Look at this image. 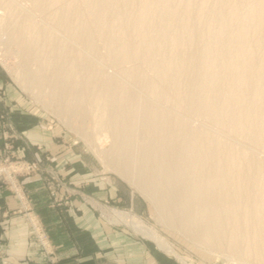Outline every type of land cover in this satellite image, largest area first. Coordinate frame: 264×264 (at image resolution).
Masks as SVG:
<instances>
[{"label": "bare ground", "instance_id": "6f19581e", "mask_svg": "<svg viewBox=\"0 0 264 264\" xmlns=\"http://www.w3.org/2000/svg\"><path fill=\"white\" fill-rule=\"evenodd\" d=\"M30 1L50 8L49 24L0 0V44L19 46L23 87L89 121L98 158L166 226L227 264L264 261V158L248 147L264 150V0ZM107 212L180 258L135 217Z\"/></svg>", "mask_w": 264, "mask_h": 264}, {"label": "rangeland", "instance_id": "374dc122", "mask_svg": "<svg viewBox=\"0 0 264 264\" xmlns=\"http://www.w3.org/2000/svg\"><path fill=\"white\" fill-rule=\"evenodd\" d=\"M16 1L31 11L35 20L49 24L50 8L46 11H34L32 4H29L31 3L30 0H24L25 2L23 0ZM50 25L54 28L53 24ZM14 46L19 47L16 44ZM14 46L6 48L0 44V84L2 85L0 87V129L2 135L0 181L9 184L21 201H24L26 193L19 179L35 174L40 175L52 207L65 210L74 202L86 203L94 209L96 217L100 218L106 225L109 224V226L120 233L129 232L134 238L142 239L150 250L157 252L159 255H164L166 264H227L221 257L223 255L222 252L217 253L205 249L192 238L162 223L157 217V208L153 202L137 187L133 186L131 182L108 168L104 161L98 158L95 151V135L89 121L85 122L86 124L79 123L71 116L66 115L67 117H65L64 113L59 115L53 108L47 106L44 101L47 99L45 96L39 95L35 97L31 91L23 87V83L29 86V82L23 79L22 83L20 75L17 73L20 68V66H17L20 59L15 55L18 48ZM35 66L36 64H32L30 69H35ZM20 72H22V69ZM20 74L23 76L22 73ZM31 86H34V90L37 93L38 91L40 92V85L33 84ZM51 103L54 105L58 104ZM17 106H26L33 112L32 115L36 118L38 127L43 128L49 134L52 144L60 146L63 152L68 153V163L74 166V170L71 167L72 170L70 171V175L73 178L71 176H63L60 173L53 153H50L44 144H31L16 129L12 120V113L14 112L12 107ZM56 108L61 111L59 106ZM191 120L195 125L225 133V131L217 129L216 124L202 118L191 117ZM223 136L234 141L238 140H235L234 136L227 132ZM239 140L238 142H241ZM19 143V150L22 151V154L19 153V150H16L19 147ZM241 144L247 143L241 142ZM248 147L253 148L252 150L258 157L264 158V150L252 147V145ZM78 162L84 163L88 169L86 173L79 176L81 179H86L84 181L76 179L78 174H76L77 168L75 165ZM109 210H118L133 216L148 228L156 231L164 237L180 258L161 248L153 238L151 239V237L134 230L126 221L114 219L111 216L112 212H107ZM31 213V211H28L27 216L37 242L50 261H53L57 252L56 246L37 215ZM239 259L244 264H264V261L246 260L241 257Z\"/></svg>", "mask_w": 264, "mask_h": 264}, {"label": "crops", "instance_id": "0c3cea01", "mask_svg": "<svg viewBox=\"0 0 264 264\" xmlns=\"http://www.w3.org/2000/svg\"><path fill=\"white\" fill-rule=\"evenodd\" d=\"M12 109L16 129L31 144H44L53 153L60 173L71 176L74 166L68 163V153L52 144L49 134L38 127L33 112L26 106ZM75 167L76 179L86 180L79 177L88 171L86 165L78 162ZM19 182L26 193L24 201L9 184L0 181V264H166L164 255L150 250L129 232L120 233L106 225L88 204L74 202L65 210L52 207L40 175L21 177ZM28 211L37 215L54 242L57 252L53 261L38 244Z\"/></svg>", "mask_w": 264, "mask_h": 264}, {"label": "built area", "instance_id": "2783aa9c", "mask_svg": "<svg viewBox=\"0 0 264 264\" xmlns=\"http://www.w3.org/2000/svg\"><path fill=\"white\" fill-rule=\"evenodd\" d=\"M1 173V172H0Z\"/></svg>", "mask_w": 264, "mask_h": 264}]
</instances>
